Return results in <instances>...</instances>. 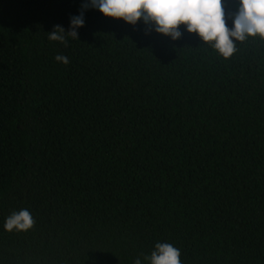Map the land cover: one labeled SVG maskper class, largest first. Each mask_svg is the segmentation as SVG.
Wrapping results in <instances>:
<instances>
[{
	"label": "trees",
	"instance_id": "obj_1",
	"mask_svg": "<svg viewBox=\"0 0 264 264\" xmlns=\"http://www.w3.org/2000/svg\"><path fill=\"white\" fill-rule=\"evenodd\" d=\"M82 3L0 0V264H264V39L225 59L88 9L49 40Z\"/></svg>",
	"mask_w": 264,
	"mask_h": 264
},
{
	"label": "clouds",
	"instance_id": "obj_2",
	"mask_svg": "<svg viewBox=\"0 0 264 264\" xmlns=\"http://www.w3.org/2000/svg\"><path fill=\"white\" fill-rule=\"evenodd\" d=\"M99 10L105 17L122 19L130 25L142 21L149 32L182 38L180 25L188 33H195L204 45H210L221 57L231 58L237 51V43L249 38L264 39V0H237V9L229 13L231 28L225 18L223 0H83L79 15L70 17L66 31L54 25L48 32L49 40L60 41L67 46L66 36L79 39L78 29L85 24V11ZM58 62L67 64L68 58L57 55ZM35 220L27 209L13 211L5 218L3 228L8 232L27 231ZM182 264L181 251L173 244L157 242L150 255L137 257L134 264Z\"/></svg>",
	"mask_w": 264,
	"mask_h": 264
}]
</instances>
